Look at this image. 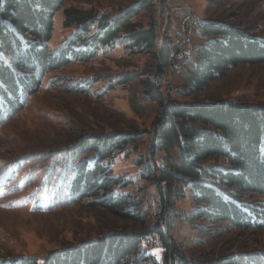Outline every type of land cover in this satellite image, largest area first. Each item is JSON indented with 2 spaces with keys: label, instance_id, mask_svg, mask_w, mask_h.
<instances>
[{
  "label": "rangeland",
  "instance_id": "rangeland-1",
  "mask_svg": "<svg viewBox=\"0 0 264 264\" xmlns=\"http://www.w3.org/2000/svg\"><path fill=\"white\" fill-rule=\"evenodd\" d=\"M92 9L113 19L139 9L138 22L155 34V48L129 54L122 47L101 48L87 61H74L47 74L26 107L0 128V264L32 258L39 263L50 254L91 244L113 232L158 225L162 237L181 248L187 259L201 264L230 258L236 264H264V230L221 229L189 217L193 202L174 196L169 201L155 182L144 178L147 166H163V153L152 147L156 123L148 114L132 109L135 83L117 85L122 76L138 74L165 99L178 101L170 75L175 69L161 66L162 50L172 41L174 59L189 55L200 24L212 23L245 31L264 39V0H67L55 14L53 51L73 34L62 27V11ZM190 14L195 24L188 34V52L180 51V20ZM228 25V26H227ZM191 46H189L190 35ZM172 52V55L174 54ZM232 102L264 108V64L242 65L211 84L205 92L179 102ZM139 132L134 146L126 147L109 162L112 193L138 207L134 224L124 222L100 207L99 198L70 195V182L81 160L89 158L76 143L94 136ZM70 158H73L70 160ZM162 190L164 184H160ZM163 192V191H162ZM253 200H261L256 197ZM169 206V208L167 207ZM169 224V225H168ZM170 226L171 230L167 227ZM158 235L141 244L143 256L162 264L164 252ZM151 260L143 264H151Z\"/></svg>",
  "mask_w": 264,
  "mask_h": 264
},
{
  "label": "trees",
  "instance_id": "trees-1",
  "mask_svg": "<svg viewBox=\"0 0 264 264\" xmlns=\"http://www.w3.org/2000/svg\"><path fill=\"white\" fill-rule=\"evenodd\" d=\"M67 0H0V128L21 112L36 94L42 79L74 61L87 62L99 49L122 47L129 54L155 48V34L138 22L139 9L110 19L92 9L66 7L62 27L73 34L53 51V20ZM172 41L161 53V66L175 69L170 78L174 96L168 100L138 74L122 76L117 85L135 83L132 109L156 123L152 147L163 153V166H147L144 178L155 182L169 200L187 197L193 202V221L217 226L216 231L264 230V108L215 101L209 106L179 102L203 93L214 82L242 65L264 64V39L230 27L200 24L189 55L174 59ZM168 68V69H169ZM170 70V69H169ZM139 132L94 136L76 143L89 158L81 160L70 182V195L99 198L88 203L124 222L134 224L139 209L110 189L109 162L116 153L134 146ZM73 158H70L72 160ZM164 184L162 190L160 184ZM163 191V192H162ZM256 197L261 200H253ZM169 208V206H167ZM169 225V224H168ZM170 230L171 227L167 226ZM158 235L164 252L162 264H201L187 259L181 248L162 237L160 227L113 232L96 242L50 254L39 263L32 258L2 264H143L141 244ZM221 258L205 264H236Z\"/></svg>",
  "mask_w": 264,
  "mask_h": 264
},
{
  "label": "built area",
  "instance_id": "built-area-1",
  "mask_svg": "<svg viewBox=\"0 0 264 264\" xmlns=\"http://www.w3.org/2000/svg\"><path fill=\"white\" fill-rule=\"evenodd\" d=\"M195 24V19L192 18V15H184L180 20V29L179 30V39L175 43H178V49L180 51L186 52V43H188V34L191 31V26Z\"/></svg>",
  "mask_w": 264,
  "mask_h": 264
},
{
  "label": "bare ground",
  "instance_id": "bare-ground-1",
  "mask_svg": "<svg viewBox=\"0 0 264 264\" xmlns=\"http://www.w3.org/2000/svg\"><path fill=\"white\" fill-rule=\"evenodd\" d=\"M194 19L196 20V17L194 16ZM228 26V25H227ZM191 38H192V34L190 35V41H189V46H191L190 44H191ZM175 46H177L178 47V43H176L175 44ZM188 47H186V52H188V49H187Z\"/></svg>",
  "mask_w": 264,
  "mask_h": 264
}]
</instances>
